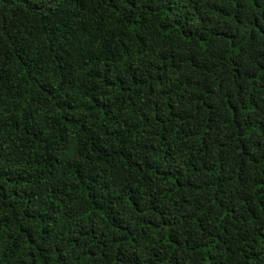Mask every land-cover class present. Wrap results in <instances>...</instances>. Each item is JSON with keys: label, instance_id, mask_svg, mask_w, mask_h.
I'll return each instance as SVG.
<instances>
[{"label": "trees", "instance_id": "1", "mask_svg": "<svg viewBox=\"0 0 264 264\" xmlns=\"http://www.w3.org/2000/svg\"><path fill=\"white\" fill-rule=\"evenodd\" d=\"M0 264H264V0H0Z\"/></svg>", "mask_w": 264, "mask_h": 264}]
</instances>
